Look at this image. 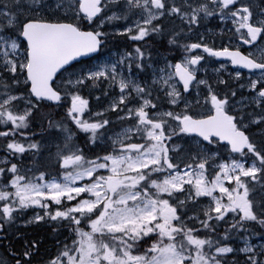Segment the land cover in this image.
I'll return each instance as SVG.
<instances>
[{"label": "snow or ice", "instance_id": "1", "mask_svg": "<svg viewBox=\"0 0 264 264\" xmlns=\"http://www.w3.org/2000/svg\"><path fill=\"white\" fill-rule=\"evenodd\" d=\"M129 14L138 16L134 26L116 35L133 41L162 35V18L178 17L191 32L202 18L214 16L231 20L242 44L256 49L264 41V5L251 0H210L195 7L189 0H56L54 9L47 0H0V147L6 154L0 174H10L0 187V229L30 207L42 214L26 223H49L53 233L66 226L74 234L71 245L57 241L59 251L44 264H227L226 255L237 251L246 256L244 264H264V246L249 244L247 235L250 225L264 229V45L243 54L229 46L178 43L180 33L174 32L168 44L184 55L159 67L158 74L152 54L140 47L118 60L76 68L80 58L91 60L105 46L104 25L128 21ZM197 49L257 70L260 76L248 88L255 93L249 103L259 111L246 112L242 101L236 102L240 108L232 106L227 94L197 79L204 59L191 54ZM146 60L151 84L132 75L133 64L141 73ZM101 81L119 90L107 110L128 125L114 134L104 111L84 118L89 101L81 91ZM201 86L207 88L203 100ZM194 89L195 97L188 99ZM160 92L169 110L157 102ZM53 107L65 109L61 119H53L48 111ZM33 121L40 122V133L29 134ZM253 126L260 129L259 144L249 134ZM80 134L104 154L88 158L74 142ZM45 152L59 165V177L49 179L39 168L35 176L28 174L30 167L22 170L25 155L39 164ZM234 234L243 247L229 245ZM147 240L151 244L133 254ZM40 244L25 239L19 251H10L14 264H33Z\"/></svg>", "mask_w": 264, "mask_h": 264}, {"label": "trees", "instance_id": "2", "mask_svg": "<svg viewBox=\"0 0 264 264\" xmlns=\"http://www.w3.org/2000/svg\"><path fill=\"white\" fill-rule=\"evenodd\" d=\"M251 2H255V4H263L262 2H264V0H251ZM212 23H207L206 21H200L199 24L197 25H193L192 26V31H191V39H192V43L195 41H199V39H201L202 35L206 34V30L210 29V27L212 26ZM195 27H201V32L197 33V30H195ZM209 37H211V35H209ZM233 40L231 41V43L229 44H224V41L221 38H218V40H212L210 46L215 47L216 44H218V49L223 48L224 46H229L230 49L233 48ZM85 65H83V63L78 64V67H81ZM90 84V83H89ZM89 84L84 87L81 91V94L88 99L89 101V109L86 110L85 114L89 115L93 112H101L103 111L100 107L102 102H106V101H113L114 98L112 100H109L111 98H107L105 95L106 91H102V87L103 84L99 83V85L95 86L94 90H90L89 88ZM109 89V87H108ZM218 93L223 97L225 94H227V96L229 97V100L234 99L236 96L240 95L239 93H236L235 97H232V86H231V82L229 81V79H225V83L224 84H220L218 83ZM108 91V90H107ZM97 97H99V99H97ZM110 102V103H111ZM158 103L161 104V106L163 108L166 107V103H162V101H157ZM110 103H106L107 105V109L110 106ZM101 109V110H100ZM177 111H179V109H176ZM52 113L53 119H61L64 115V111L65 109L63 107L60 108H56L53 107L52 109L48 110ZM116 114L112 113V112H108L105 114V118L107 119H111L113 117H115ZM96 118V117H95ZM93 118V119H95ZM127 124H123L121 125V123H116V124H112L111 127V132H114L116 130H118L119 128L125 126ZM47 126L46 122H45V127ZM41 132V126H40V122L39 121H33L32 127L29 130V134H34V133H40ZM109 133V134H110ZM18 139H23V137H18ZM33 140H40L41 136L40 135H34L32 136ZM77 145L82 146L84 148V152L85 155L88 158H94L96 155H103L104 152L101 150V147H97L94 145H89L86 142V137L83 134H80L78 136V138L74 141ZM134 142H142V141H134ZM3 141L0 140V144H2ZM259 144V141L257 142ZM2 150V147H0V151ZM25 158V157H24ZM42 158L40 159V163L36 164L33 160H32V156L31 155H27L26 157V161L23 164L24 166H29L33 169V173L34 175H37L38 172L36 171L37 168H39L40 171H45L46 173L49 174L48 177H58L60 175V170H59V165L57 164H53L52 167H44L42 165ZM1 180V179H0ZM6 182H2L1 184H4ZM2 203V202H0ZM36 212V209L34 208H29L24 210L23 213L21 214H17L16 215V219L10 224V225H3V228L0 229V237H5V239H0V264H14V260L12 258V256L10 255V251L11 250H16L19 251L21 249V246L24 243L25 239H32L35 238L39 241H41L40 244V248L38 253L33 257V264H44V262L46 260H48L49 258L55 256L57 254V252L59 251V248L57 246V241L60 242V247L63 246L64 243H68L69 245H71V240L74 238V234L70 233L68 231V228L64 225H60L57 226V232L53 233L52 231V225H50L49 223L46 222H41L39 224H35V225H30V226H26V227H22V226H17L18 223H22L23 221H25L28 217H31L34 213ZM42 213V210L40 211ZM189 214H193L192 210L189 212ZM238 219V218H237ZM2 223V222H0ZM259 224H254V225H250L249 227V232L248 233H257V234H263L264 233V229H262L261 227L258 226ZM84 230H89L87 228V222H85L84 224ZM226 225L223 224V226L220 229V233H223L225 230ZM203 235V233H202ZM234 235L233 237L228 241L229 245L233 244V239H234ZM151 244V240H147L145 243H142L138 246L137 249L134 250L133 254H137V252H143L145 250V248Z\"/></svg>", "mask_w": 264, "mask_h": 264}, {"label": "flooded vegetation", "instance_id": "3", "mask_svg": "<svg viewBox=\"0 0 264 264\" xmlns=\"http://www.w3.org/2000/svg\"><path fill=\"white\" fill-rule=\"evenodd\" d=\"M177 3H184V0H182V2L180 0H177ZM138 16H130V20L125 21L124 19L121 20H116L115 23L118 24H105L103 27V30L107 33H109L108 37L111 38H120L122 39V41H126L128 43L131 44H135V46L138 47V43H141L142 41H133L130 40L128 38V36L126 35H116V33L118 31H121L124 27H130V26H134V23L137 21ZM164 18H162L161 23L163 24L164 27V33H169L170 35L174 32L180 33V35L178 36L177 40L178 43L182 42L183 44H187L189 43V36H188V32L187 29L185 28V24L177 17V18H172V17H168L167 20H163ZM112 23V22H111ZM154 37L153 40L150 42V44H146L145 48H146V52H149L147 49L148 47H151L152 50H150V53H154L155 55V59H152L150 62L153 64V67L156 68L157 70V74H158V68L159 66H164L167 62H171V63H175V60L181 59L182 56L184 55V52L181 48H178L175 53L172 52L170 55L169 54H159L157 48H158V44H159V38L158 36L153 33ZM146 38V37H145ZM168 40V39H167ZM106 45H111V41H106ZM173 46V45H172ZM254 48L250 49L253 50ZM249 50V51H250ZM195 54L197 55H202V49H197L194 50ZM203 56V55H202ZM204 57V56H203ZM204 60L205 58L200 62L199 67L202 68L203 64H204ZM92 65H94L97 60H92ZM149 63V61L146 60L145 62V69H146V75L144 77L146 81L152 80V76H153V71L152 69L147 67V64ZM216 68L218 69V62L216 65ZM134 78H138V80H142L143 76L140 75V73H132ZM197 78L201 79V74L199 72H197ZM259 87V86H258ZM214 91L218 92V72L215 76V87H214ZM195 93V89L193 90V92L191 93V96ZM250 96L255 95L254 92H249ZM190 97V96H188ZM260 248V247H259ZM246 259V258H245ZM261 259H264V257H261ZM242 262V264H244V260H240Z\"/></svg>", "mask_w": 264, "mask_h": 264}, {"label": "bare ground", "instance_id": "4", "mask_svg": "<svg viewBox=\"0 0 264 264\" xmlns=\"http://www.w3.org/2000/svg\"><path fill=\"white\" fill-rule=\"evenodd\" d=\"M210 33H211L210 34L211 35V39L213 41L215 39L218 40V38H221L224 41V44H229L233 40L232 39V36L228 32H226L225 30L221 29L219 26L217 28L215 25H212L210 27ZM206 36H207V34L202 35V37H206ZM109 40L111 41V45H109V47H110L111 50L116 51L115 53L121 54L123 52H132V48L133 47H136L135 44H131V43H128L126 41H122V39H120V38H111V37H108V41ZM179 43H182V42H179ZM157 50H158L159 54H167L169 51L173 50V48L165 45V41H161V44H158ZM151 54H152V59H155L156 57H155L154 53L151 52ZM133 72L137 73V70L135 69V67H133ZM213 80H214V76L213 75L208 76V78H207L208 83L211 84L213 82ZM92 87H93V85L90 83L89 84L90 90H92ZM108 87H109V89H108ZM101 89H102V91H107L108 90L107 91L108 95L106 97L107 98H111L109 100H112L113 98H115L117 96L116 89H114L110 84H104ZM156 96H157V92L155 90H153L152 98L153 97L155 98ZM159 96L161 97V100L160 101H164L165 100L164 99L165 97H164V93L163 92H160L159 93ZM248 96L250 97L249 93L242 92L240 95L237 96L238 97V101H241V100L243 101V100L247 99ZM110 102L111 101L102 102L101 105H100L101 109L103 111H106L107 110V106L106 105L108 103H110ZM244 107H245V110L246 111L249 109L250 112L253 111V110H255V111L256 110H259V109H256L255 108V105H252L250 103H249V105L244 106ZM111 129H112V127H111ZM255 129L259 133L260 129H257L256 127H255ZM115 132H117V130L114 131V132H112V133H115ZM112 133H110V134H112ZM258 139H259V143H260L261 137L258 136ZM0 155H1L2 159H4L5 155H4V153L2 151H0ZM27 168H29V166L23 167L22 170H25ZM6 181H7V177L3 176L1 178V180H0V183L6 182ZM2 186H3V184H1L0 187H2Z\"/></svg>", "mask_w": 264, "mask_h": 264}, {"label": "rangeland", "instance_id": "5", "mask_svg": "<svg viewBox=\"0 0 264 264\" xmlns=\"http://www.w3.org/2000/svg\"><path fill=\"white\" fill-rule=\"evenodd\" d=\"M189 2L193 5V7H195V6H197L198 4H200V3H210V0H189ZM55 3L53 2V3H50L49 5L50 6H52L53 7V9L55 8L54 5ZM201 16H203V14L201 13L200 14ZM209 17H205V18H202L201 20H204V19H208ZM223 22H230L231 24H232V22H231V20H227V21H223ZM186 26H188L187 24H186ZM234 44H235V46H240L241 44H240V39H239V37H236L235 38V41H234ZM261 45H264V41H262V44ZM261 45H258L257 46V48L256 49H253V50H250L249 52H257V49L259 48V47H261ZM114 56H115V54H114ZM120 58V57H119ZM112 60H114V58L112 59ZM116 60V59H115ZM108 61H111V60H105L104 62H108ZM221 64H223L224 65V68H222L221 69ZM218 69H220V71L218 72V74H221V73H224L225 74V76H232V77H235V78H237V79H240V80H243V84L242 85H244V87L242 88L241 86H239V89H244V92L245 93H249L250 92V89L248 88V84L250 83V80H252V79H258L259 78V76H260V74H256V75H253V76H250V75H247V76H243V75H241L240 74V76L239 77H236V75H235V73L237 72V70H234V69H232L231 67H230V65L229 64H227V63H220V62H218ZM198 72H200L201 74H203V75H205L206 74V71H204L203 69H201V71H198ZM210 73L211 74H214V75H216L217 74V68L216 69H213V71L211 70L210 71ZM65 78H66V74H65ZM140 82V81H139ZM259 86V85H258ZM119 91V90H118ZM251 97L252 96H248V98L247 99H245V100H241L242 102H243V106H247V105H249V101L251 100ZM119 98V97H118ZM118 100V99H117ZM201 100H203V98H201ZM23 103V102H22ZM232 106H234V107H236V108H240L241 107V105L240 104H237V103H233L232 104ZM183 107V105L181 106V108ZM84 118L85 119H88V116H84ZM250 130V129H249ZM120 131V130H119ZM119 131H117V132H119ZM112 134H114V133H112ZM251 134H255V131H251ZM178 143L180 142V141H177ZM47 156H48V153L46 152V155L42 158V160L43 161H45L46 163H45V165L44 166H51V164L52 163H55L54 161H49L48 159H47ZM221 157L222 158H224V159H226L227 158V154L226 153H224L222 150H221ZM217 163H219V160H217ZM183 164L181 163L180 164V167L181 168H183ZM29 175H32V176H34V174H33V172H31V173H28ZM106 174V173H105ZM210 174H214V172H211V169H210ZM51 177H49V179H50ZM227 186V185H226ZM9 190H11V189H9ZM217 195H218V193H217ZM203 199V202H204V204H207V198H202ZM196 207H198V206H196ZM34 209H36V210H41V209H37V208H34ZM195 211V207L192 209V212H194ZM37 213V212H36ZM35 213V214H36ZM34 214V215H35ZM40 214H41V212H40ZM33 215V216H34ZM189 215H192V214H189ZM32 216V217H33ZM29 220V219H28ZM28 220H26V221H28ZM26 221L23 223V225L24 226H26V225H32V224H36V223H26ZM253 239H255V236H249V240H248V242H249V244H251V245H254L253 244ZM237 244H238V248L237 249H239L240 247H243L244 245H243V241L241 240V239H239L238 241H237ZM254 246H257V244L256 245H254ZM262 246H264V244H262ZM235 248V247H234ZM262 250H264V248H262ZM230 255H240V256H242V257H244V258H246V256L244 255V254H241V253H239L238 251L237 252H235V253H231V254H227L226 256H230Z\"/></svg>", "mask_w": 264, "mask_h": 264}, {"label": "water", "instance_id": "6", "mask_svg": "<svg viewBox=\"0 0 264 264\" xmlns=\"http://www.w3.org/2000/svg\"><path fill=\"white\" fill-rule=\"evenodd\" d=\"M247 47H250V45H246ZM97 53H93V54H91V56H94V55H96ZM216 58V57H215ZM87 59H89L88 57H82V58H80V60L82 61V60H87ZM218 60H220V61H223V62H230L229 60H227L226 58H224V57H220V58H217ZM231 63V62H230ZM231 66H232V68H236V69H238V70H240V71H243V72H247V73H253V72H256L257 70H248V69H244V68H240L239 66H233L232 64H231Z\"/></svg>", "mask_w": 264, "mask_h": 264}]
</instances>
